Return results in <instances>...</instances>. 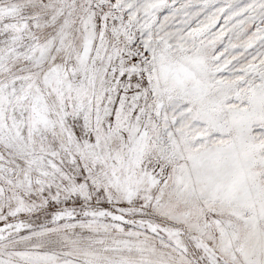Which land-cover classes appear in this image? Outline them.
I'll list each match as a JSON object with an SVG mask.
<instances>
[{
  "label": "snow or ice",
  "instance_id": "6c2138e0",
  "mask_svg": "<svg viewBox=\"0 0 264 264\" xmlns=\"http://www.w3.org/2000/svg\"><path fill=\"white\" fill-rule=\"evenodd\" d=\"M0 264H264V0H0Z\"/></svg>",
  "mask_w": 264,
  "mask_h": 264
}]
</instances>
